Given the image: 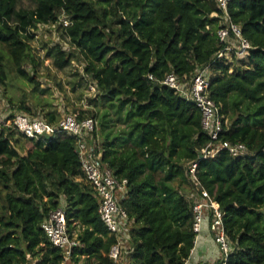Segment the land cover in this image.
<instances>
[{"label": "trees", "instance_id": "16d2710c", "mask_svg": "<svg viewBox=\"0 0 264 264\" xmlns=\"http://www.w3.org/2000/svg\"><path fill=\"white\" fill-rule=\"evenodd\" d=\"M32 1L36 11L24 12L18 0H0V81L7 76L5 50L15 70L35 80V66L25 68L35 56L24 29L32 20L56 23L65 13L72 23L60 27L71 49L56 47V65L82 59L103 98L126 110L127 129L106 133L101 143L104 163L129 181L120 201L132 220V251L124 264H185L197 234L186 166L198 160L209 135L200 109L161 82L170 72L189 79L212 62L221 47L215 0ZM229 12L253 48L233 72L213 64L209 90L230 120L222 138L246 143L250 153L235 157L222 150L201 159L198 176L224 214L234 245L227 264H264V0H233ZM19 107L30 111L25 101ZM17 134L0 129V264H29V254L36 264H63L61 249L42 228L49 212L62 206L70 236L81 242L69 261L79 264L85 256L89 264H112L116 237L98 212L100 198L86 179L75 138Z\"/></svg>", "mask_w": 264, "mask_h": 264}, {"label": "built area", "instance_id": "2783aa9c", "mask_svg": "<svg viewBox=\"0 0 264 264\" xmlns=\"http://www.w3.org/2000/svg\"><path fill=\"white\" fill-rule=\"evenodd\" d=\"M232 1L215 0L219 13H213V15L220 17L217 35L221 47L216 52L212 62L197 68L189 79L186 76L181 78L175 72H170L161 82L173 88L177 94L187 101L193 102L200 109L202 128L209 135V142L198 153V160H191L187 163L186 173L191 188L186 193V197L194 212L193 228L197 233L195 245L202 233L204 224L208 222L218 252L213 258L203 260L194 259L195 252L193 250L185 264H227L228 257L234 250V245L226 233L223 211L198 176V161L201 159L213 158L222 150H227L235 157L250 153L246 143L242 141L232 142L222 138L227 120L222 111V106L211 98L209 90L213 64L229 65V72H233L234 65L247 60L249 52L253 48L249 39L243 35L241 27L233 21L230 15L229 5ZM71 23V19L62 13L59 15L58 21L52 25L58 24L67 27ZM67 37L70 40L68 35ZM149 77L155 79L153 75ZM97 128L98 120L96 117H80L79 113L65 114L61 118L52 120L49 117L33 116L25 111L10 109L7 118H0V129L3 131L15 130L27 138L41 140L64 135L75 138L76 152L86 179L95 188L100 198L98 212L110 233L116 237L108 255L113 260L112 264H117L125 249H127L128 254L132 251L130 243L132 220L127 210L120 203L127 195L129 181L127 178L117 177L111 168L104 163V149L95 138ZM200 154L203 155L202 158ZM42 228L50 242L61 249L65 261L71 258L73 249L81 244L76 236L72 237L69 234L66 210L63 206L49 212L42 223Z\"/></svg>", "mask_w": 264, "mask_h": 264}, {"label": "rangeland", "instance_id": "374dc122", "mask_svg": "<svg viewBox=\"0 0 264 264\" xmlns=\"http://www.w3.org/2000/svg\"><path fill=\"white\" fill-rule=\"evenodd\" d=\"M17 10L34 12L36 11V4L32 0H18ZM14 20L17 23L20 22L17 16L14 17ZM53 23V20H32L24 29L28 32L25 39L31 46L35 56V63H27L25 68L33 72L34 68L32 69V67L35 66L34 81L20 75L15 70L9 59L8 52L5 50L7 55V76L4 81H0V118H7L10 109L28 112L19 107L23 101L30 108L28 113L33 116L50 118V115L53 114L58 119L65 114L79 112H83L85 116L95 115L98 120L95 138L101 144L106 133L109 132L114 136L127 129L128 125L125 121L126 110L118 112L117 106L112 105L103 98L97 82L86 72L85 62L82 59L76 56L65 67L56 65L54 57L57 52L56 47L59 46L63 51L66 50L68 52L71 49V44L60 25H52ZM115 102L117 103V101ZM105 115L106 126L105 129H102L101 121ZM229 121L227 118L228 124H230ZM17 136L19 135L17 134ZM174 184L178 185L179 181L175 180ZM204 226L209 228V223L206 222ZM208 231L210 232V229ZM213 241L211 240V246H216L217 248L216 243ZM196 246L195 253L197 254L199 249ZM126 251L127 249H125L117 264L127 262L129 256ZM28 260L29 264H36L37 262V258H33L30 254L28 255ZM89 263V259L85 256L81 257L79 261V264ZM63 264L73 263L67 260ZM94 264L101 263L95 262Z\"/></svg>", "mask_w": 264, "mask_h": 264}, {"label": "crops", "instance_id": "0c3cea01", "mask_svg": "<svg viewBox=\"0 0 264 264\" xmlns=\"http://www.w3.org/2000/svg\"><path fill=\"white\" fill-rule=\"evenodd\" d=\"M208 227L207 226H204L203 227V230H202V233L200 234L199 238H198V241H197V246L196 248H198V253L196 254L195 253V258H198V259H205V260H209L211 258H213L218 250L215 247H212L211 246V240L213 241L212 239V234L210 235V232L208 231ZM214 242V241H213ZM194 252H195V249H193ZM191 261H193V259H191Z\"/></svg>", "mask_w": 264, "mask_h": 264}, {"label": "water", "instance_id": "95a60500", "mask_svg": "<svg viewBox=\"0 0 264 264\" xmlns=\"http://www.w3.org/2000/svg\"><path fill=\"white\" fill-rule=\"evenodd\" d=\"M200 157L202 158V157H203V155H201V154H200Z\"/></svg>", "mask_w": 264, "mask_h": 264}]
</instances>
